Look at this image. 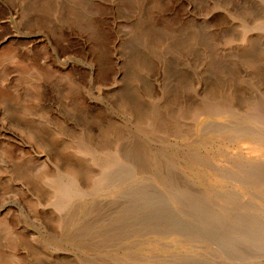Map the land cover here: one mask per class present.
Listing matches in <instances>:
<instances>
[{"label": "rangeland", "instance_id": "1", "mask_svg": "<svg viewBox=\"0 0 264 264\" xmlns=\"http://www.w3.org/2000/svg\"><path fill=\"white\" fill-rule=\"evenodd\" d=\"M0 264H264V0H0Z\"/></svg>", "mask_w": 264, "mask_h": 264}]
</instances>
